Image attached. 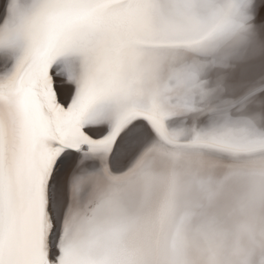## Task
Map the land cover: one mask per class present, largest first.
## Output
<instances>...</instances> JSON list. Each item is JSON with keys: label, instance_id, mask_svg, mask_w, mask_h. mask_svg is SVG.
I'll use <instances>...</instances> for the list:
<instances>
[{"label": "snow or ice", "instance_id": "1", "mask_svg": "<svg viewBox=\"0 0 264 264\" xmlns=\"http://www.w3.org/2000/svg\"><path fill=\"white\" fill-rule=\"evenodd\" d=\"M0 264H264V0H0Z\"/></svg>", "mask_w": 264, "mask_h": 264}]
</instances>
